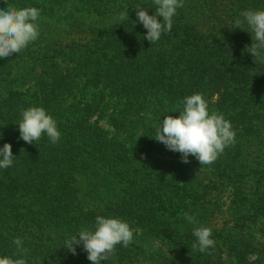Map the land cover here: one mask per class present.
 <instances>
[{
    "label": "trees",
    "instance_id": "trees-1",
    "mask_svg": "<svg viewBox=\"0 0 264 264\" xmlns=\"http://www.w3.org/2000/svg\"><path fill=\"white\" fill-rule=\"evenodd\" d=\"M65 1L6 0L17 9L35 7L40 16L38 39L0 58V148L11 144L15 157L11 167L0 169V258L92 264L83 245L74 255L66 241L83 229L94 231L102 216L169 243L175 252L160 264H225L219 243L225 236L213 228L216 214L224 213L218 195L230 188V205H242L239 212L252 221L264 219V59L246 50L251 29L246 22L233 32L219 20L210 25L183 0L171 31L153 44L137 18H125L92 41L58 45L45 39L42 17ZM119 1L155 8L153 0ZM229 2L235 21L244 20V11H264V0ZM6 4L0 0V9ZM31 60L39 65L27 64ZM193 94H202L210 114L230 122L235 143L211 165L189 156L190 163L171 164L172 171L150 169L142 153L169 151L155 140L156 130L164 116L178 117L182 101ZM31 107H42L56 121L57 143L46 134L33 144L19 139L21 113ZM101 120L112 134L98 125ZM201 226L212 230L215 241L204 253L193 248V229ZM241 227L250 229L245 222ZM15 238L26 251L17 249ZM243 248L239 264H246L251 250ZM130 254L117 245L101 264H131Z\"/></svg>",
    "mask_w": 264,
    "mask_h": 264
},
{
    "label": "clouds",
    "instance_id": "clouds-1",
    "mask_svg": "<svg viewBox=\"0 0 264 264\" xmlns=\"http://www.w3.org/2000/svg\"><path fill=\"white\" fill-rule=\"evenodd\" d=\"M153 3V15H149L146 10L136 9L137 22L147 30L144 39L150 44L159 41L163 32L171 31L172 18L177 9L183 7V0H153ZM6 5V8L0 9V58L4 59L21 52L38 39L36 21L40 16V11L35 7L17 9L11 4ZM241 16L244 20L235 21L237 28L240 29L241 24L246 22L252 32V44L246 50L254 58L264 59V11L248 10L242 12ZM125 18H128L127 13H121L119 19ZM182 104L183 109L178 117L164 116L156 130L155 140L169 151L180 153L182 163H190L188 157L192 156L201 166L211 165L226 147L235 143L232 126L222 114L215 111L209 113L208 103L202 94L185 97ZM21 116L22 120L18 124L19 139L25 143L33 144L44 134L53 144L59 141L61 134L57 130L56 121L42 107L23 110ZM14 158L11 144L5 143L0 148V169L11 167ZM184 218L191 224L196 223V218L187 213ZM77 236L66 241L67 249L75 255V246L83 245L87 259L92 264H101V261H107L114 254L117 245L127 247L132 242L133 230L119 219L97 216L94 231L83 229ZM193 236L197 240L193 248L201 253L215 245L211 239L212 230L208 227H194ZM13 243L18 250L26 251L20 238H15ZM0 264H26V261L4 257L0 258Z\"/></svg>",
    "mask_w": 264,
    "mask_h": 264
},
{
    "label": "rangeland",
    "instance_id": "rangeland-1",
    "mask_svg": "<svg viewBox=\"0 0 264 264\" xmlns=\"http://www.w3.org/2000/svg\"><path fill=\"white\" fill-rule=\"evenodd\" d=\"M88 1L66 0L62 5L54 4L53 12L42 17V21L48 27L45 39L57 41L58 45H66L71 42L86 43L96 39L102 31L116 27L122 21L119 19L121 13H127L128 18H137V5L135 4H125L119 0H92L91 3L96 5L90 6L87 4ZM189 1L192 6L199 9L196 12L198 17L205 18L207 22L210 21V25L219 20L224 23V27H227L226 31H238L231 10L232 4L229 0ZM139 9L154 10L155 12V8L151 9V7L141 6ZM236 34L240 35L242 32H236ZM30 62L35 61L31 60L27 64ZM35 65L38 66L39 64L35 62ZM34 76L35 74H32L31 77ZM32 86L33 84L29 83L26 88L32 89ZM98 125L110 134L113 133L106 120L99 121ZM141 158L144 159L150 169L163 172L172 171L169 168L171 164L174 166L184 164L181 162L180 153L161 151L160 148L149 149L147 153H142ZM247 180L249 183L246 187L249 188L254 178L250 176ZM230 192V188L226 187V190L218 195L217 205L224 213L216 214L217 219L214 220L215 225L213 226L215 230H222V234L225 236L224 240L219 241L224 253V262L225 264H239L238 253L244 250V246H250L251 250L246 252V264H264V219L257 218L252 221L251 215L243 216L239 212L244 211L242 205L236 208L230 205ZM243 222H245L246 227H250L249 230L241 227ZM126 248L131 250V260L129 261L131 264H144L143 261L164 263L175 252L169 243L142 236L138 230L133 231V240Z\"/></svg>",
    "mask_w": 264,
    "mask_h": 264
}]
</instances>
